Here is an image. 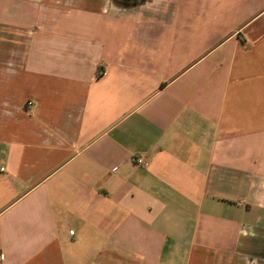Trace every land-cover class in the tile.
I'll return each instance as SVG.
<instances>
[{
  "label": "crops",
  "instance_id": "1",
  "mask_svg": "<svg viewBox=\"0 0 264 264\" xmlns=\"http://www.w3.org/2000/svg\"><path fill=\"white\" fill-rule=\"evenodd\" d=\"M0 264H264V0H0Z\"/></svg>",
  "mask_w": 264,
  "mask_h": 264
},
{
  "label": "built area",
  "instance_id": "2",
  "mask_svg": "<svg viewBox=\"0 0 264 264\" xmlns=\"http://www.w3.org/2000/svg\"><path fill=\"white\" fill-rule=\"evenodd\" d=\"M135 161H136V163H138V164H143V163H145V160H144V158H142V157H138V158H136Z\"/></svg>",
  "mask_w": 264,
  "mask_h": 264
}]
</instances>
